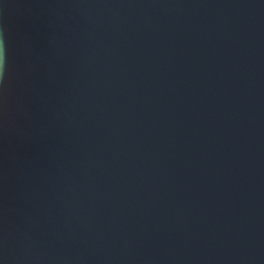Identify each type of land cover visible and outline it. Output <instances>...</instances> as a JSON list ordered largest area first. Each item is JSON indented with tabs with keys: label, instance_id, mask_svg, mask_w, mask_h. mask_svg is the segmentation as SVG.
I'll return each mask as SVG.
<instances>
[{
	"label": "water",
	"instance_id": "95a60500",
	"mask_svg": "<svg viewBox=\"0 0 264 264\" xmlns=\"http://www.w3.org/2000/svg\"><path fill=\"white\" fill-rule=\"evenodd\" d=\"M0 264H264V0H0Z\"/></svg>",
	"mask_w": 264,
	"mask_h": 264
},
{
	"label": "clouds",
	"instance_id": "9594fccd",
	"mask_svg": "<svg viewBox=\"0 0 264 264\" xmlns=\"http://www.w3.org/2000/svg\"><path fill=\"white\" fill-rule=\"evenodd\" d=\"M3 65V53H2V49H0V67H2Z\"/></svg>",
	"mask_w": 264,
	"mask_h": 264
}]
</instances>
